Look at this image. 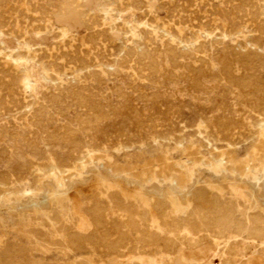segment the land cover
I'll list each match as a JSON object with an SVG mask.
<instances>
[{"label": "rangeland", "instance_id": "1", "mask_svg": "<svg viewBox=\"0 0 264 264\" xmlns=\"http://www.w3.org/2000/svg\"><path fill=\"white\" fill-rule=\"evenodd\" d=\"M262 59L264 0H0V259L264 264V243L245 231L187 244L182 229L164 246L174 235L165 214L186 224L187 209H160L152 192L192 185L194 199L250 222L259 207L246 179L261 172L264 183ZM57 177L74 186L58 191ZM45 187L54 192L40 208L9 209ZM130 212L142 226L127 224ZM142 227L157 245H141ZM124 231L127 247L114 245Z\"/></svg>", "mask_w": 264, "mask_h": 264}, {"label": "bare ground", "instance_id": "2", "mask_svg": "<svg viewBox=\"0 0 264 264\" xmlns=\"http://www.w3.org/2000/svg\"><path fill=\"white\" fill-rule=\"evenodd\" d=\"M161 1V0H160ZM258 1V0H257ZM139 2V1H138ZM177 3V2H176ZM255 5V4H254ZM164 7V6H163ZM183 7V6H182ZM256 7V6H255ZM60 8V7H59ZM58 8V9H59ZM184 8V7H183ZM260 8V7H259ZM45 9V8H44ZM168 9V8H167ZM251 9H253V8H251ZM229 10V9H228ZM257 10V9H256ZM169 11V10H168ZM219 11H220V9H219ZM258 11V10H257ZM187 12V11H186ZM261 12V11H260ZM214 15V14H213ZM44 16H46V15H44ZM218 16V15H217ZM196 17V16H195ZM47 18V17H46ZM242 18V17H241ZM99 19V18H98ZM248 21V20H247ZM206 23H208V22H206ZM205 23V24H206ZM84 24V23H83ZM193 24V23H192ZM246 25V24H245ZM224 26V25H223ZM250 26V25H249ZM24 27V26H23ZM198 27V26H197ZM251 27V26H250ZM257 27V26H256ZM5 28V27H4ZM38 28V27H37ZM217 28V27H216ZM228 28V27H227ZM249 28V27H248ZM259 28V27H258ZM222 29V28H221ZM94 30V29H93ZM233 30V29H232ZM257 30V29H256ZM2 31V30H1ZM20 31V30H19ZM18 31V32H19ZM22 31V30H21ZM208 31V30H207ZM222 31V30H221ZM220 31V32H221ZM17 32V31H16ZM233 32V31H232ZM262 33V32H261ZM260 32L258 33V34H261ZM223 35V34H222ZM214 36V35H213ZM217 37V36H216ZM259 37H260V35H259ZM258 38V37H257ZM256 40V39H255ZM255 40H253L254 41V43L255 44H258V43H256V41ZM258 41H259V39H257ZM79 41V40H78ZM252 41V42H253ZM246 42V41H245ZM251 42V43H252ZM262 42V41H261ZM134 43V42H133ZM248 43V42H247ZM253 43V44H254ZM67 45V44H66ZM78 45V44H77ZM121 45V44H120ZM261 45V44H260ZM119 46V45H118ZM50 47V46H49ZM75 47V46H74ZM175 47V46H174ZM198 47V46H197ZM245 47V49H246V46H243V48ZM261 47V46H260ZM263 47V46H262ZM261 47V48H262ZM80 48V47H79ZM231 48V47H230ZM88 49V48H87ZM95 49V48H94ZM93 49V50H94ZM222 49V48H221ZM85 50V49H84ZM235 50V49H234ZM233 50V51H234ZM75 51V50H74ZM90 51V50H89ZM233 51H232V53H233ZM250 51V50H249ZM111 52V51H110ZM169 52V51H168ZM224 52V51H223ZM90 53V52H89ZM171 53V52H170ZM194 53V52H193ZM231 53V54H232ZM235 53V52H234ZM238 53V52H237ZM236 53V54H237ZM68 54V53H67ZM79 54V53H78ZM114 54V53H113ZM159 54H160V50H159ZM190 54V53H189ZM217 54V53H216ZM234 55V54H233ZM233 55H232V57H233ZM162 56V55H161ZM160 56V57H161ZM210 56V55H209ZM66 57V56H65ZM92 57V56H91ZM94 57V56H93ZM150 57H152V56H150ZM170 57V56H169ZM194 57V56H193ZM225 57H227V55L225 56ZM231 57V58H232ZM242 57V56H241ZM241 57H239V59H241ZM77 58V57H76ZM84 58V57H83ZM228 58V57H227ZM237 58V57H236ZM173 59V58H172ZM224 59V58H223ZM226 59V58H225ZM234 59V58H233ZM252 59V58H251ZM227 60V59H226ZM243 60V59H242ZM257 60V59H256ZM259 60V59H258ZM257 60V61H258ZM262 60H264V59H262ZM262 60H260V61H262ZM94 61V60H93ZM121 61H123V60H121ZM229 61H230V59H229ZM231 61H232V59H231ZM237 61V60H236ZM246 61H248V60H245V62ZM259 61V62H260ZM144 62V61H143ZM224 62V61H223ZM85 63V62H84ZM187 63V62H186ZM222 63V62H221ZM227 63V62H226ZM240 63V62H239ZM262 63L264 64V62L262 61ZM173 64V63H172ZM224 64V63H223ZM231 64V63H230ZM243 64V63H242ZM246 64H247V62H246ZM73 65V64H72ZM97 65V64H96ZM110 65V64H109ZM125 65V64H124ZM227 65H228V63H227ZM227 65H225V66H227ZM250 65H251V63H250ZM254 65V64H253ZM82 66V65H81ZM179 66V65H178ZM224 66V67H225ZM252 66V65H251ZM77 67V66H76ZM229 67V66H228ZM98 68V67H97ZM113 68V67H112ZM189 68V67H188ZM2 69V68H1ZM228 69V68H227ZM114 70V69H113ZM165 70V69H164ZM190 71V70H189ZM194 71V70H193ZM5 72V71H4ZM227 72V71H226ZM225 72V73H226ZM9 73V72H8ZM19 73V72H18ZM93 73V72H92ZM168 73V72H167ZM165 74V73H164ZM172 74V73H171ZM1 75V74H0ZM71 75V74H70ZM162 75V74H161ZM72 76V75H71ZM96 76V75H95ZM171 76V75H170ZM250 76V75H249ZM197 77V76H196ZM3 78V77H2ZM234 78V77H233ZM174 80V79H173ZM165 81V80H164ZM175 81V80H174ZM228 81V80H227ZM263 81V80H262ZM12 82V81H11ZM199 83V82H198ZM245 83V82H244ZM163 84V83H162ZM241 85V84H240ZM1 86V85H0ZM16 86V85H15ZM59 86V85H58ZM242 86V85H241ZM240 86V87H241ZM251 86V85H250ZM2 87V86H1ZM161 87V86H160ZM243 87V86H242ZM55 90V89H54ZM69 91V90H68ZM77 91V90H76ZM248 91V90H247ZM78 92V91H77ZM21 93V92H20ZM53 93V92H52ZM144 94V93H143ZM82 95V94H81ZM264 95V94H263ZM58 96V95H57ZM140 96V95H139ZM55 97V96H54ZM91 97V96H90ZM171 97H173V96H171ZM251 98V97H250ZM17 100V99H16ZM21 102V101H20ZM14 103H16V102H14ZM12 105V104H11ZM251 105V104H250ZM20 106H21V104H20ZM96 106V105H95ZM12 107V106H11ZM16 107H17V104H16ZM11 109V108H10ZM16 109V108H15ZM22 109V108H21ZM30 112V111H29ZM34 114V113H33ZM39 114V113H38ZM95 114V113H94ZM28 116V115H27ZM14 117V116H13ZM83 117V116H82ZM15 118V117H14ZM28 118V117H27ZM82 119V118H81ZM6 120V119H5ZM30 121V120H29ZM227 121V120H226ZM8 122V121H7ZM217 124V123H216ZM60 127V126H59ZM72 129V128H71ZM80 130V129H79ZM86 131H88V130H86ZM229 132V131H228ZM62 133V132H61ZM72 140V139H71ZM75 141V140H74ZM75 149V148H74ZM70 156V155H69ZM73 157V156H72ZM83 159V157H80V158H78V160L79 161H81ZM222 159V158H221ZM57 163V162H56ZM55 163V164H56ZM222 163V160H220V161H218V165H220L221 166V168H222V171L223 172H226V168L221 164ZM58 164H59V162H58ZM63 165V164H62ZM61 166V165H60ZM57 171L59 172V173H62V172H64V170H62V169H60L58 166H57ZM67 171V170H66ZM261 172H256V173H254L253 174V176L251 177V178H247L246 180H247V182H249L250 183V186H251V188H252V191H253V194H254V196H255V198H256V200H257V205H258V207H259V211H257L256 213H254V214H252L251 216H250V218H249V221L250 222H248L246 225H243L242 226V224L241 223H239V222H234V220H233V218H232V213H231V211L230 210H228V209H225V208H223L222 206H221V204L219 203V200H217V199H214V201L212 202V204H207V202L204 200V198L202 197V196H200V195H198L197 197H196V199H194V197H193V192L195 191V188L192 186V185H190V186H184V187H182V188H180V187H177V186H175V185H172L171 186V189H172V191L173 192H176V193H179V196L178 197H176L175 196V193L173 194V196L172 197H168V194H166V192H164V191H162V190H157V189H152V192H153V194L156 196V199H157V202H156V204H157V207L158 208H160V209H164V207H165V205H166V203H170L171 205H172V207L174 208V210H177V207L178 206H180V205H182V206H185L186 207V209H187V213H186V218H185V220H186V224H182V222H179L178 220H177V218L174 216V213H173V211H168V213H166L165 215V220H164V222L166 223V224H168V227H170L171 228V230H173V232H174V235L172 236V237H170V239H166V240H164V246H166V247H170L172 244H173V242L175 241V240H177V239H179V235H178V233H179V231L180 230H182V229H187L188 230V232L190 233V237L187 239V241H188V243L187 244H189V243H191V241H194L195 242V240L196 241H198V238H197V236H198V233H203V232H207L213 239H216V240H223L226 244H228V242H229V240H227V238H229L230 236V234H233V236L234 237H236V236H238V233H240V232H243V231H245L246 233H247V235H248V237H251L252 239H255V238H260L261 239V242L262 243H264V183H261L260 182V180H261ZM55 176V175H54ZM56 188H57V190L58 191H68L69 189H71L73 186H74V183H75V181H73V180H70V179H67L66 181L64 180V178H62V177H57L56 178ZM80 183H83V181L82 182H80ZM126 184L128 185V184H130V182H127L126 181ZM193 187V188H192ZM53 192H54V190L53 189H51V188H49V187H45V188H43L42 189V191H41V193L39 194V196H37V197H30V200H28V201H26V202H23V201H21L19 198L18 199H15L14 201H12L11 203H8V207H9V209H11V210H17L18 208H24V207H28V206H31V207H33L34 209H36V208H40V206L42 205V204H44V203H46V199H47V197H49L50 195H52L53 194ZM2 194V193H1ZM3 195H4V193H3ZM177 195V194H176ZM1 196V195H0ZM174 196L180 201V203H178L179 205H177L176 203H174L173 202V198H174ZM153 199V198H152ZM174 200H175V198H174ZM94 201H97V200H94ZM101 202V201H100ZM99 202V203H100ZM95 204H96V202H95ZM95 204H93L94 205V207L93 208H91L90 210L91 211H89V212H91L92 214H93V216L95 217V219L97 220V222L99 223V224H101V220H100V215L102 214H100V209L98 208V206L97 205H95ZM123 204V203H122ZM129 204V203H128ZM90 205V204H89ZM88 205V206H89ZM87 206V207H88ZM128 207V206H127ZM130 207H132V206H130ZM83 209V208H82ZM89 209V208H88ZM87 209V210H88ZM132 209V208H131ZM130 209V210H131ZM139 209V208H138ZM141 209V208H140ZM84 210H86V209H84ZM87 210L84 212V213H86L87 212ZM119 210V209H118ZM127 210H129V209H127ZM133 210H134V208H133ZM137 210V209H136ZM126 211V210H125ZM124 211V212H125ZM166 211V210H165ZM142 212H143V210H142ZM167 212V211H166ZM122 213H123V211H122ZM87 214H88V212H87ZM106 214V213H105ZM123 216H124V214H122ZM143 215V214H142ZM88 216H90V214L88 215ZM127 215L125 214V217H126ZM92 217V216H91ZM143 217V216H142ZM144 217H146V216H144ZM93 218V217H92ZM105 219L106 218H104V221H105ZM126 219L127 220H125L126 222H127V224L129 225V226H131L132 228H133V226H135V227H137V225H140V226H142L141 224H139V219L137 218V215H135V213H132V212H130L129 214H128V216L126 217ZM92 220V219H91ZM108 220V219H107ZM114 220V219H113ZM121 220V219H120ZM103 221V222H104ZM124 221V220H123ZM143 221H145V220H143ZM114 222V221H113ZM146 222V221H145ZM144 222V223H145ZM51 223V222H50ZM73 223H74V221H73ZM121 223V222H120ZM63 224V223H62ZM98 224V225H99ZM108 224V223H107ZM260 224H262L261 225V227H260ZM53 225V224H52ZM66 225H67V223H66ZM104 225V224H103ZM114 225V224H113ZM115 225H119V223H115ZM114 225V226H115ZM60 226V225H59ZM99 226H102V225H99ZM119 226H121V228H123L122 226H124V224L123 225H119ZM128 226V227H129ZM29 227V226H28ZM97 226H95V228H96ZM104 227V226H103ZM125 227V226H124ZM134 227V228H135ZM139 227V226H138ZM99 228V227H98ZM101 228V227H100ZM115 228H117V227H114V230H115ZM118 228H120V227H118ZM132 228H131V230H132ZM53 229H55V228H53ZM56 229H58V228H56ZM94 229V228H93ZM104 230L106 229V228H103ZM107 229H109V227L107 228ZM139 229V228H138ZM147 228H144V227H142L141 228V230L140 231H138V232H141V233H139L140 234V238H139V240L142 242V244L141 245H149V247H151V246H155V245H157L158 243H159V240H158V238H157V236H155L152 232H149V231H147L146 230ZM60 230V229H59ZM64 230V229H63ZM92 230V229H91ZM94 230H96V229H94ZM61 231V230H60ZM121 231V230H120ZM126 231V230H125ZM125 231L124 232H120L115 238H113L114 239V245H121V244H127L128 243V238H130L129 236H128V234H126L125 233ZM133 231V230H132ZM137 231V230H136ZM65 232V231H64ZM66 232H67V230H66ZM95 232V231H94ZM102 232V231H101ZM103 232H106V231H103ZM117 232V231H116ZM61 233H62V231H61ZM74 233V232H73ZM40 234H43V233H40ZM67 234H68V232H67ZM92 234H94V233H92ZM74 235V234H73ZM102 235H103V233H102ZM107 235V232H106V234L104 235L105 237H107L106 236ZM112 235V234H111ZM111 235H108L109 237L108 238H110L111 237ZM159 235H161V234H159ZM83 236V235H82ZM89 236H90V234H89ZM89 236H87V237H89ZM103 236V237H104ZM92 237L93 236H91V240H92ZM168 237V236H167ZM44 238H45V236H44ZM77 238H79V237H77ZM76 238V239H77ZM90 238V237H89ZM72 239H74V238H72ZM86 239V238H85ZM70 240V239H69ZM107 240V239H106ZM112 240V239H111ZM138 239H137V241H139ZM66 241H68L67 239H66ZM90 241V240H89ZM103 241V240H102ZM104 241H105V239H104ZM127 241V242H126ZM139 241V242H140ZM69 242V241H68ZM73 242H74V244L72 243V244H69V243H66V244H69V246H73V245H75V247H79L82 243L84 244V241L81 243L80 241V243L78 242V240H73ZM97 242V241H96ZM111 243H112V241H111ZM108 243H106L105 245H107ZM193 244V243H192ZM99 245V244H98ZM104 245V244H103ZM128 245V244H127ZM137 245V244H136ZM83 246V245H82ZM94 246H96V244L94 245ZM126 246V245H125ZM124 246V247H125ZM161 246V245H160ZM174 246V245H173ZM189 246V245H188ZM5 247V246H4ZM10 247V246H9ZM64 246H62V248H63ZM81 247V246H80ZM107 247V246H106ZM114 247V246H113ZM127 247V246H126ZM125 247V248H126ZM137 247V246H136ZM135 247V248H136ZM67 248V247H66ZM69 248V247H68ZM72 248V247H71ZM70 248V249H71ZM74 248V247H73ZM120 249H122L121 248V246L119 247ZM125 248H124V250H125ZM189 248V247H188ZM218 248H219V246H218ZM9 249V248H8ZM64 249V248H63ZM95 249H98V248H95ZM109 249V248H108ZM127 249V248H126ZM141 249H142V247H141ZM110 250H112V251H115L114 249H110ZM104 251V250H103ZM132 250H130V252H131ZM109 252V251H108ZM127 252H129V250L127 251ZM121 253V252H120ZM120 253H118V254H120ZM125 253V252H124ZM133 253V252H132ZM158 253H159V251H158ZM1 254V253H0ZM107 254V253H106ZM121 255V254H120ZM119 256V255H118ZM4 258V257H3ZM116 258V257H115ZM126 260V259H125ZM12 261H13V259H12ZM33 262V261H32ZM228 262V259L226 258V257H224V263H227ZM0 264H12L11 262H10V260L8 259V258H5L4 260H1L0 259ZM227 264H229V263H227Z\"/></svg>", "mask_w": 264, "mask_h": 264}]
</instances>
